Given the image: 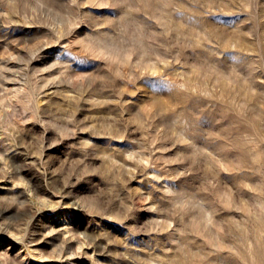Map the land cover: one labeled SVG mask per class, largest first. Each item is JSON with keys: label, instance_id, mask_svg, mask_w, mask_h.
I'll return each instance as SVG.
<instances>
[{"label": "rangeland", "instance_id": "rangeland-1", "mask_svg": "<svg viewBox=\"0 0 264 264\" xmlns=\"http://www.w3.org/2000/svg\"><path fill=\"white\" fill-rule=\"evenodd\" d=\"M0 264H264V0H0Z\"/></svg>", "mask_w": 264, "mask_h": 264}]
</instances>
